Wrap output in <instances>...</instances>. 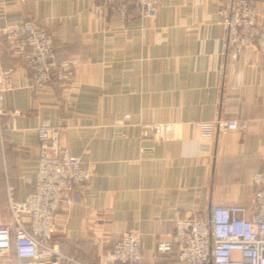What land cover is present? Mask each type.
Segmentation results:
<instances>
[{
  "label": "crops",
  "instance_id": "1",
  "mask_svg": "<svg viewBox=\"0 0 264 264\" xmlns=\"http://www.w3.org/2000/svg\"><path fill=\"white\" fill-rule=\"evenodd\" d=\"M227 1L161 0L151 17L132 5L125 21L109 5L103 21L98 0H0V27L31 19L52 34L60 58L80 60L72 81L34 86L22 56L0 41L15 83L5 105L20 110L1 121L0 225L13 223L11 199L32 189L26 177L37 171L44 119L61 126L62 145L93 171L84 190L64 192L54 235L86 262L132 229L146 264L178 211L249 204L264 168V53L247 50L232 70L219 13ZM218 118L248 127L206 134L196 126ZM149 122L172 123L176 136L144 139Z\"/></svg>",
  "mask_w": 264,
  "mask_h": 264
},
{
  "label": "built area",
  "instance_id": "2",
  "mask_svg": "<svg viewBox=\"0 0 264 264\" xmlns=\"http://www.w3.org/2000/svg\"><path fill=\"white\" fill-rule=\"evenodd\" d=\"M95 15L106 20L103 8L114 5L125 21L132 5L143 16H154L161 0H98ZM225 28L222 54L232 70L249 49L264 53V8L254 0H228L219 10ZM6 40L31 68L34 86L53 81L68 83L75 77L80 60L60 58L52 34L35 21L0 27V41ZM13 69L4 68L0 52V128L4 115L19 109L5 105L6 92L14 87ZM206 134L246 129L245 119L218 118L199 121ZM172 123L141 125L144 139L169 140L176 135ZM40 153L37 171L26 177L31 191L21 201L11 199L13 223L0 225V262L11 264H143V246L138 231L126 230L97 262H86L63 252L54 242L56 213L64 192L84 190L93 171L83 159L62 145V128L44 119L37 128ZM255 190L249 204H213L206 212L191 211L174 218V227L156 243V255L146 264H264V168L253 176ZM11 193L12 187H9ZM27 217V219L25 218Z\"/></svg>",
  "mask_w": 264,
  "mask_h": 264
},
{
  "label": "rangeland",
  "instance_id": "3",
  "mask_svg": "<svg viewBox=\"0 0 264 264\" xmlns=\"http://www.w3.org/2000/svg\"><path fill=\"white\" fill-rule=\"evenodd\" d=\"M256 2V1H255ZM257 4V3H256ZM258 5V4H257ZM260 8H261V6L260 5H258ZM103 13H104V11H103ZM105 15V14H104ZM106 16V15H105ZM102 19V18H101ZM103 20V19H102ZM104 21V20H103ZM71 56H75V55H71ZM68 57V56H67ZM77 57V56H76ZM79 66V65H78ZM165 123H168V122H165Z\"/></svg>",
  "mask_w": 264,
  "mask_h": 264
}]
</instances>
